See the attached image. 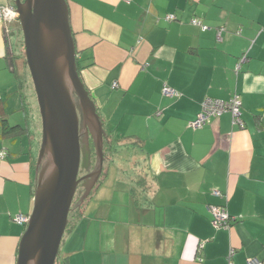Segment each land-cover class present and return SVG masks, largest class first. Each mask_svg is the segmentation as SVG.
I'll list each match as a JSON object with an SVG mask.
<instances>
[{
    "label": "crops",
    "instance_id": "1",
    "mask_svg": "<svg viewBox=\"0 0 264 264\" xmlns=\"http://www.w3.org/2000/svg\"><path fill=\"white\" fill-rule=\"evenodd\" d=\"M65 1L103 165L74 205L80 215L69 213L55 264H227L231 250L233 264H264V0ZM17 24L0 22V264L17 263L27 224L14 218L29 219L40 168L25 102L36 95L11 52ZM234 94L242 127L225 112L190 128L205 99ZM207 205L225 206L229 227H214Z\"/></svg>",
    "mask_w": 264,
    "mask_h": 264
},
{
    "label": "water",
    "instance_id": "2",
    "mask_svg": "<svg viewBox=\"0 0 264 264\" xmlns=\"http://www.w3.org/2000/svg\"><path fill=\"white\" fill-rule=\"evenodd\" d=\"M13 5L41 118L34 207L16 264H55L85 160L80 136L88 140L85 123L96 132L91 131L97 169L83 178L94 184L103 163L102 129L78 77L66 1L14 0Z\"/></svg>",
    "mask_w": 264,
    "mask_h": 264
},
{
    "label": "built area",
    "instance_id": "3",
    "mask_svg": "<svg viewBox=\"0 0 264 264\" xmlns=\"http://www.w3.org/2000/svg\"><path fill=\"white\" fill-rule=\"evenodd\" d=\"M15 17L12 9L7 7H0V22L2 20L9 21ZM167 20H173L175 17L173 15H167ZM192 24L200 25V22L197 19L191 20ZM221 29L217 31V37L220 38ZM162 94L167 97H178L179 93L172 90L171 88L164 86L162 89ZM241 105L240 100L237 95L230 98L227 101L222 100H214V99H205L201 104V112L197 115L196 119L190 123V128L192 130H199L203 128L211 117L216 118L222 115L225 112H228L232 116V122L234 125H238L242 127V122L240 120L239 106ZM5 155L4 152L1 154ZM212 195L223 199L224 196L218 190H213ZM206 212L210 215L212 219V225L216 228L224 227L227 228L230 225V217L225 206H215V205H207ZM14 221L19 225L28 224L29 219L22 215H17L14 218ZM202 245H200L201 248ZM199 248V246H198ZM233 250H231L226 258L227 264H233L231 258L233 255ZM246 264H261V262L255 257H249L246 260Z\"/></svg>",
    "mask_w": 264,
    "mask_h": 264
},
{
    "label": "rangeland",
    "instance_id": "4",
    "mask_svg": "<svg viewBox=\"0 0 264 264\" xmlns=\"http://www.w3.org/2000/svg\"><path fill=\"white\" fill-rule=\"evenodd\" d=\"M13 38H14V42H15V48H14V50L11 49V52L14 51V53L21 55L20 56L21 59L25 61V59H24V47H23V40H22L21 30H19L18 36L13 35ZM30 94L31 93H30V90H29V93L26 96V101L25 102H26V104L29 107L28 111H29V115L31 116V120H32L31 122H36L37 130H38L37 131V135H36L37 145H40L41 144V132H40V122L41 121H40V115H39V112H38V109H37V102H36L34 97H33V99H31ZM18 107H19V105H18ZM39 133H40V135H39ZM93 161L95 162L93 167H95L97 165V159L93 158ZM80 170H83V169L80 168ZM80 173H81V171H80ZM81 175H82V173H81ZM111 176H112V174L109 175V176H106L105 179H104L103 184H107L108 182H110L113 179V177H111ZM119 177H124V175L123 176L118 175V178ZM118 180H121V179H118ZM91 185L92 184L90 182L89 186H86L85 188H89ZM82 188L76 189V193L74 195V200L81 199L83 197L85 198L84 188L83 189ZM80 189H82V192H81ZM74 200H73V202H75ZM73 202L71 204L70 210H71V214L75 215V214H77V211L74 210V205L75 204ZM62 248H64L63 245H62L61 249Z\"/></svg>",
    "mask_w": 264,
    "mask_h": 264
},
{
    "label": "flooded vegetation",
    "instance_id": "5",
    "mask_svg": "<svg viewBox=\"0 0 264 264\" xmlns=\"http://www.w3.org/2000/svg\"><path fill=\"white\" fill-rule=\"evenodd\" d=\"M2 7H7V6H2ZM8 8H10V7H8ZM12 11H13V9H12ZM10 22H17L18 23V20H17V16L15 15V17L12 19V20H10ZM18 25V28H19V30H20V25H19V23L17 24ZM19 34V33H18ZM92 131H93V133H95L96 134V132L94 131V129L92 128ZM88 142V143H87ZM91 145H93V142H91V139H89V136H88V140L86 141V140H84V138L83 137H81L80 136V146H81V149H82V151H83V153H84V155H85V160H84V162H83V164H82V169L83 170H80L81 171V173H82V175H81V173H79L78 174V179H80V182H79V184H78V186H77V189H79V188H84L85 189V187L86 186H89V184H90V182H92V180L93 179H90V178H88V179H83L85 176H87V174L90 172V171H92L93 169H94V167L93 168H88V166H89V160H90V152H91V149H90V147H91ZM93 159V158H92ZM87 170L86 172H88V173H85L84 174V170ZM82 188V189H83ZM82 189H80V190H82ZM85 191V190H84ZM82 192V191H81ZM74 200V199H73Z\"/></svg>",
    "mask_w": 264,
    "mask_h": 264
},
{
    "label": "trees",
    "instance_id": "6",
    "mask_svg": "<svg viewBox=\"0 0 264 264\" xmlns=\"http://www.w3.org/2000/svg\"><path fill=\"white\" fill-rule=\"evenodd\" d=\"M234 95H236V94H234ZM234 95H232L231 96V98L232 97H234ZM238 98H239V96H238ZM230 99V98H229ZM228 99V100H229ZM239 100H240V98H239ZM227 101V100H226ZM241 106V105H240ZM240 106H239V113H240ZM240 117V116H239ZM240 120H241V118H240ZM255 120H256V126L258 127V128H260V129H264V115L262 116V115H258V116H255ZM78 200V199H77ZM77 200H74L75 202H73L74 204L77 202ZM73 204V205H74ZM78 209H76L75 211H77ZM69 213L71 214V210L69 211ZM78 216V215H80L79 214V212L77 211V214H75V216ZM209 215V214H208ZM74 216V215H73ZM210 216V215H209ZM68 217H69V214H68ZM211 218V217H210ZM212 220V219H211ZM69 230V229H68ZM67 231V230H66Z\"/></svg>",
    "mask_w": 264,
    "mask_h": 264
},
{
    "label": "bare ground",
    "instance_id": "7",
    "mask_svg": "<svg viewBox=\"0 0 264 264\" xmlns=\"http://www.w3.org/2000/svg\"><path fill=\"white\" fill-rule=\"evenodd\" d=\"M0 7H2V6H0ZM8 7H10V9H13V12H14V14L17 16V20H18V15H17V13H16V11H15V8H14V5H12V6H7V8ZM19 23V22H18ZM25 58V57H24Z\"/></svg>",
    "mask_w": 264,
    "mask_h": 264
}]
</instances>
